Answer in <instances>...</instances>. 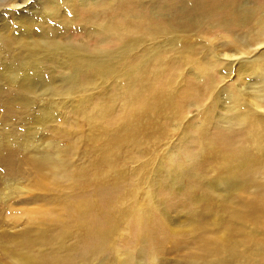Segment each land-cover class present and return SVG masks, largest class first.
<instances>
[{
  "label": "rangeland",
  "instance_id": "1",
  "mask_svg": "<svg viewBox=\"0 0 264 264\" xmlns=\"http://www.w3.org/2000/svg\"><path fill=\"white\" fill-rule=\"evenodd\" d=\"M108 22L121 43L102 33ZM63 47L155 62L131 103L116 76L81 77L68 95L73 70L47 51ZM261 118L264 0H0V152L13 158L0 160V264L215 262L229 243L248 254V238L264 241ZM242 150L252 161L230 176L223 158ZM60 160L78 185L56 182ZM39 213L64 225L40 237Z\"/></svg>",
  "mask_w": 264,
  "mask_h": 264
},
{
  "label": "bare ground",
  "instance_id": "2",
  "mask_svg": "<svg viewBox=\"0 0 264 264\" xmlns=\"http://www.w3.org/2000/svg\"><path fill=\"white\" fill-rule=\"evenodd\" d=\"M29 23H32L31 21L27 22V25ZM33 24V23H32ZM102 33L112 36L115 40L117 39L120 43L124 39V30L123 28L114 25L113 23H106L102 27ZM47 45L46 43H44ZM48 51V57L52 59L61 60L63 59L64 63L71 69L72 74L69 82L67 84V87L69 88L68 95L73 94L79 89V79L81 77H86L87 79L92 77H108V76H116L121 85V90L124 98L128 103L133 102L137 98V87L140 84V78L146 73L147 69L150 67V63H154L155 60H149L143 64L140 65L139 68L133 69L134 66H129L128 64H125L123 61H118L117 65H114L110 58L107 56L104 57H95V56H86V54H83L79 49L74 48H52L47 50ZM122 60V59H121ZM31 68H35L36 66L33 64H29ZM35 66V67H34ZM66 68V70L68 69ZM34 70V69H33ZM71 72V71H70ZM28 74L24 75L29 81H31V77H27ZM15 78V77H14ZM17 78V77H16ZM24 78V79H26ZM16 80V79H15ZM14 80V81H15ZM19 80V79H18ZM23 81V80H22ZM27 81V82H29ZM144 80L141 81V83ZM27 82L21 83L22 85L18 89V99L16 101L18 107H20L22 110L27 108V104H29L25 92H30L31 88L29 84H26ZM33 82V81H32ZM31 83V82H30ZM15 85V84H13ZM20 85V84H19ZM24 92V93H23ZM6 93V92H5ZM9 107L11 108L14 106V104H11L10 101L7 102ZM7 105V106H8ZM6 106V107H7ZM145 107H142V110L140 112L136 113H142L145 110ZM43 118V117H42ZM257 129L251 134V139L254 141L255 146L258 147L261 151V154L264 153V146L262 147V138L264 135V118L259 119L257 122ZM28 145V144H27ZM8 147V146H7ZM6 147V148H7ZM11 147V146H10ZM28 148V146H27ZM61 157L64 158L63 154L61 153ZM10 158V159H9ZM13 159L12 154H7L5 152H0V160H6L9 161ZM38 160L36 159V156L32 157V160ZM101 161L103 163L109 164L108 162V156L107 152H103L101 155ZM251 155L247 150H242L238 153L228 155L223 158V161L221 163V169L226 170L230 176L235 175V173L238 172V170L242 167H245L251 163ZM39 165V162H38ZM114 170V168H112ZM58 173H63L65 177V181L70 187H74L78 185L77 178H74L73 175H70L72 173L68 170V165L60 160L59 164L54 166L52 176L56 178L57 182V175ZM114 178L116 180H120L122 178V174H120L119 171L114 170ZM233 178L225 179V180H232ZM60 184L59 182H57ZM61 185V184H60ZM63 185V184H62ZM36 191H43L42 187L39 185H33L32 186ZM75 189V188H71ZM71 200V199H70ZM120 208L114 209L109 214V220L116 222L117 218H119L120 214ZM123 209V208H122ZM121 209V210H122ZM70 210L73 213H76V207H71ZM119 210V211H118ZM124 211V209H123ZM41 212V211H40ZM125 212V211H124ZM124 215V214H123ZM65 222L61 218H56L55 216L49 215V214H41L34 216L31 221L30 225L37 227V234L40 237L45 236L49 233L50 228L58 226L57 229H60L64 225ZM78 230H87V222L83 220L82 218L78 219ZM31 227V226H29ZM33 227V228H34ZM102 229V227H100ZM70 232V230H67ZM67 235V234H66ZM248 244V250L246 253L248 254H242L238 252L234 245L232 243H229L224 248V255L225 257L222 259H219L215 262L207 261V260H196L194 263L191 264H264V241H259L255 239H247ZM222 250V248H221ZM220 250V251H221ZM46 259L42 257H35V258H27L25 259L24 264H45Z\"/></svg>",
  "mask_w": 264,
  "mask_h": 264
}]
</instances>
